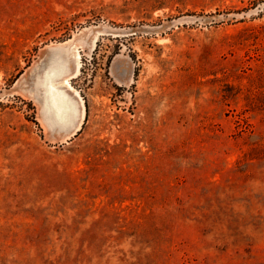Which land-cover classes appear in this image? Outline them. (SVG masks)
I'll list each match as a JSON object with an SVG mask.
<instances>
[{
  "label": "rangeland",
  "instance_id": "obj_1",
  "mask_svg": "<svg viewBox=\"0 0 264 264\" xmlns=\"http://www.w3.org/2000/svg\"><path fill=\"white\" fill-rule=\"evenodd\" d=\"M0 264H264V0H0Z\"/></svg>",
  "mask_w": 264,
  "mask_h": 264
},
{
  "label": "bare ground",
  "instance_id": "obj_2",
  "mask_svg": "<svg viewBox=\"0 0 264 264\" xmlns=\"http://www.w3.org/2000/svg\"><path fill=\"white\" fill-rule=\"evenodd\" d=\"M78 68H80V65H78ZM49 91H50V93H51V95H52V101H54V103H56L57 98H56L55 94H59V95H61L62 92L58 89L57 85H56L53 81L50 82V85H49ZM57 104H58V103H56V105H57ZM57 107H58V106H57ZM61 125H65V122H64V121H61V122L58 124V126H61Z\"/></svg>",
  "mask_w": 264,
  "mask_h": 264
}]
</instances>
